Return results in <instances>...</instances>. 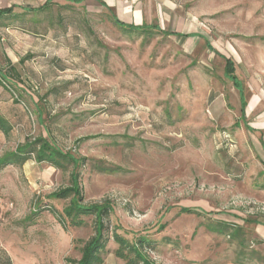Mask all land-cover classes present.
Segmentation results:
<instances>
[{"label": "rangeland", "instance_id": "374dc122", "mask_svg": "<svg viewBox=\"0 0 264 264\" xmlns=\"http://www.w3.org/2000/svg\"><path fill=\"white\" fill-rule=\"evenodd\" d=\"M137 2L160 30L126 33L109 10L65 0L4 22L0 115L11 131L0 132V158L43 137L85 159L83 203L113 207L102 264L129 261L113 227L129 242L154 241L146 253L155 264H264L258 225L245 222L264 226V0ZM69 175L33 160L0 168V264L80 258L92 218L64 228L41 208L29 219L38 204L62 212L69 199L49 197ZM218 223L241 227V248L234 228Z\"/></svg>", "mask_w": 264, "mask_h": 264}, {"label": "trees", "instance_id": "16d2710c", "mask_svg": "<svg viewBox=\"0 0 264 264\" xmlns=\"http://www.w3.org/2000/svg\"><path fill=\"white\" fill-rule=\"evenodd\" d=\"M84 0H70L69 2L80 5ZM53 0H47L43 5L37 8H26L23 11L27 13H40L48 9ZM112 23L120 30L126 33H137L151 35L152 32H157L156 27L146 26H131L125 25L120 22L114 15H111ZM19 15L13 11V7L0 9V27L6 26V20H17ZM168 35L167 33H162ZM173 34V33H171ZM224 75L232 82L234 87L240 91V84L234 75V65L229 59H224ZM8 77L7 74L0 71V84L7 86ZM8 87V86H7ZM241 101V115L243 117V111L245 107V100L240 96ZM38 118H41L39 114ZM11 127L6 119L0 115V132L5 136H9ZM80 142V141H79ZM28 160H33L37 164L47 163L55 169L67 170L70 168V186L53 193L49 198L56 200L69 199L68 205L63 208L61 213H56L51 207H41L39 204L31 212L33 219L41 208L46 209L65 228L66 223L72 227H79L84 224L83 218H92L93 220V236L88 239L81 248L80 258L77 261H72L73 264H102L101 254L105 251L107 242L109 240L107 222L110 213L113 211L111 202L105 200L101 203L84 204L82 191L79 184V169L84 165L85 159L77 156L72 152H65L58 148L57 145L43 137H38L33 141L25 142L17 147L12 152L5 153L0 158V168L5 166H22ZM100 170H105L100 168ZM183 212H189L188 209H184ZM253 223L255 225H261L256 221H245ZM218 226L222 230L227 231L229 227L234 228V240H237L240 244V248L244 243L243 238L239 237L241 227L238 225H230L229 223H218ZM112 241L118 246L117 254L120 258H127L128 264H155L151 261L147 255V250L153 251L156 243L145 236H138L132 242L124 239L117 233V227H113L110 232ZM243 256V253L241 254ZM245 260H248V256H244ZM251 259V258H250ZM249 259V260H250ZM243 264V261L240 262Z\"/></svg>", "mask_w": 264, "mask_h": 264}, {"label": "crops", "instance_id": "0c3cea01", "mask_svg": "<svg viewBox=\"0 0 264 264\" xmlns=\"http://www.w3.org/2000/svg\"><path fill=\"white\" fill-rule=\"evenodd\" d=\"M47 0H0V9L13 7V11H23L24 9L37 8L43 5ZM70 1V0H65ZM84 7L93 9L94 11H101L102 9H107L110 11L111 15H114L120 22L125 25L131 26H146V27H156L160 30L159 25H152V18L150 19V14L147 13L143 8V5L137 0H84L81 3ZM173 33V32H172ZM178 36H182L180 33H175ZM246 107V102H245ZM244 107V110H245ZM246 113L243 111V117L246 118ZM264 117V113L262 114ZM262 117V118H263ZM258 127V132L264 129V122L259 121L256 123ZM263 147L258 155L264 164V136H263ZM257 232L262 236L264 240V226L258 225Z\"/></svg>", "mask_w": 264, "mask_h": 264}]
</instances>
